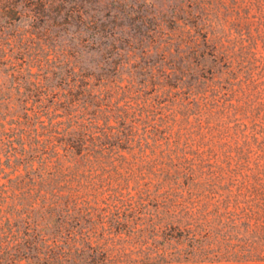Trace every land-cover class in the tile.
Segmentation results:
<instances>
[{
  "label": "trees",
  "instance_id": "1",
  "mask_svg": "<svg viewBox=\"0 0 264 264\" xmlns=\"http://www.w3.org/2000/svg\"><path fill=\"white\" fill-rule=\"evenodd\" d=\"M168 1L148 70L72 39L77 98L0 117V264H264V0Z\"/></svg>",
  "mask_w": 264,
  "mask_h": 264
},
{
  "label": "rangeland",
  "instance_id": "2",
  "mask_svg": "<svg viewBox=\"0 0 264 264\" xmlns=\"http://www.w3.org/2000/svg\"><path fill=\"white\" fill-rule=\"evenodd\" d=\"M168 6V0H0V117L20 115L27 102L59 100L57 94L77 98L65 86L72 39L88 71L148 70L149 29ZM112 37L121 50L106 46Z\"/></svg>",
  "mask_w": 264,
  "mask_h": 264
}]
</instances>
